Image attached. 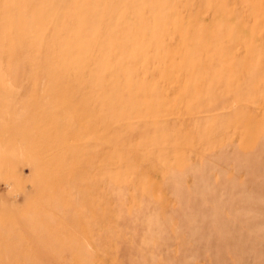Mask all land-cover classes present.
Masks as SVG:
<instances>
[{
  "label": "rangeland",
  "instance_id": "rangeland-1",
  "mask_svg": "<svg viewBox=\"0 0 264 264\" xmlns=\"http://www.w3.org/2000/svg\"><path fill=\"white\" fill-rule=\"evenodd\" d=\"M0 264H264V0H0Z\"/></svg>",
  "mask_w": 264,
  "mask_h": 264
}]
</instances>
